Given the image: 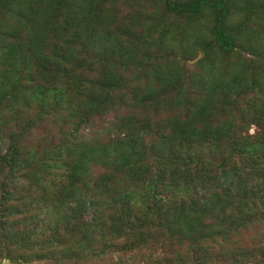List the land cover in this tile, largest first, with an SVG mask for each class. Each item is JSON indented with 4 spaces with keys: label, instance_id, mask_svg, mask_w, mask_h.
<instances>
[{
    "label": "trees",
    "instance_id": "obj_1",
    "mask_svg": "<svg viewBox=\"0 0 264 264\" xmlns=\"http://www.w3.org/2000/svg\"><path fill=\"white\" fill-rule=\"evenodd\" d=\"M5 260L264 264V0H0Z\"/></svg>",
    "mask_w": 264,
    "mask_h": 264
},
{
    "label": "rangeland",
    "instance_id": "obj_2",
    "mask_svg": "<svg viewBox=\"0 0 264 264\" xmlns=\"http://www.w3.org/2000/svg\"><path fill=\"white\" fill-rule=\"evenodd\" d=\"M247 56H249V54H247ZM195 60H193V62H194ZM255 128L254 127H252L251 128V131L253 132V130H254ZM2 264H8V261L7 260H5ZM132 264V263H131Z\"/></svg>",
    "mask_w": 264,
    "mask_h": 264
}]
</instances>
